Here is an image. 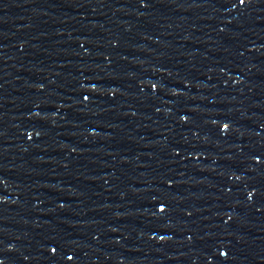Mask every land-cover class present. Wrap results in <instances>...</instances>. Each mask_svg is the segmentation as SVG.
I'll return each instance as SVG.
<instances>
[{
  "label": "water",
  "instance_id": "obj_1",
  "mask_svg": "<svg viewBox=\"0 0 264 264\" xmlns=\"http://www.w3.org/2000/svg\"><path fill=\"white\" fill-rule=\"evenodd\" d=\"M0 264H264V0H0Z\"/></svg>",
  "mask_w": 264,
  "mask_h": 264
}]
</instances>
